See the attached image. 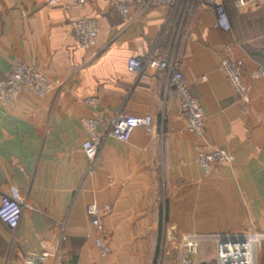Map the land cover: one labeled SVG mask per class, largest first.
I'll return each mask as SVG.
<instances>
[{
  "label": "crops",
  "instance_id": "1",
  "mask_svg": "<svg viewBox=\"0 0 264 264\" xmlns=\"http://www.w3.org/2000/svg\"><path fill=\"white\" fill-rule=\"evenodd\" d=\"M203 1L155 7L123 27L110 0L69 8V0H0V73L25 61L58 84L43 97L23 87L15 101L0 100V197L15 185L26 203L14 231L0 221V264H23L41 250L57 253L49 264H153L161 232L182 262L190 256L180 244L184 234L264 231V78L251 74L264 66V0L240 8L216 0L227 31ZM82 16L98 24L87 49L71 32ZM224 49L243 62L245 98L219 69ZM149 54L178 62L202 107L204 139L187 128L161 71L127 69L128 58ZM117 109L150 114L154 131L135 128L126 142L107 138L88 175L79 119ZM208 146L233 160L204 171L197 158ZM91 202L110 206L99 216L111 248L105 257L94 245Z\"/></svg>",
  "mask_w": 264,
  "mask_h": 264
},
{
  "label": "built area",
  "instance_id": "2",
  "mask_svg": "<svg viewBox=\"0 0 264 264\" xmlns=\"http://www.w3.org/2000/svg\"><path fill=\"white\" fill-rule=\"evenodd\" d=\"M120 13L123 27L128 26L152 8L165 6L174 8L180 0H110ZM86 0H69L65 8L81 7ZM258 0H235L236 7H251L257 5ZM49 4H56L57 0H48ZM206 6L214 9L215 24L220 29L227 31L230 23L224 7L216 0H204ZM134 8V12L130 11ZM71 32L77 47L87 49L95 45L98 33V24L95 18L79 17L71 22ZM243 62L232 57L228 50L224 49L219 57V69L231 86L232 90L240 98L247 95V87L243 81ZM155 68L161 71L165 77L166 88H171L179 98V107L182 117L186 121L187 128L204 139V117L199 101L190 94L178 62L173 55L166 57L149 54L146 57L132 56L128 58L127 69L129 71ZM254 77L264 78V66H258L251 72ZM57 83L47 80L44 75L31 63L21 61L13 64L6 74L0 73V100L11 103L16 100L21 89L25 87L38 97H43L56 89ZM89 105L95 104L94 98L86 101ZM79 122L85 132V138L81 143V151L88 161L87 174L92 175L96 167V158L109 137L119 141L129 140L133 129L141 127L147 132L154 131V122L150 114L138 116L125 112L122 109L114 110L107 116L93 113L88 117H80ZM208 151H201L197 161L204 171H208L213 161L231 162L232 154L222 148L208 146ZM26 206L20 191L15 185H10L7 192L0 197V221L11 231L17 227L23 208ZM108 204L91 202L86 206V213L93 227L98 231L94 239V245L100 257L110 254L111 248L101 234L99 216L109 211ZM264 243V231L254 226L248 230L230 232H193L184 234L180 239L183 251L190 256L183 259V264H202L212 259L215 264H259L258 247ZM58 258L56 252L41 250L27 253L23 264H49V257ZM86 264H98L89 262Z\"/></svg>",
  "mask_w": 264,
  "mask_h": 264
},
{
  "label": "rangeland",
  "instance_id": "3",
  "mask_svg": "<svg viewBox=\"0 0 264 264\" xmlns=\"http://www.w3.org/2000/svg\"><path fill=\"white\" fill-rule=\"evenodd\" d=\"M166 234L165 232H161L158 245L157 252L155 256V260L153 264H183V261L180 262V258H178L179 252L173 247H166ZM168 251V253H167ZM258 262L259 264H264V243L258 247ZM202 264H215L212 259L203 261Z\"/></svg>",
  "mask_w": 264,
  "mask_h": 264
}]
</instances>
